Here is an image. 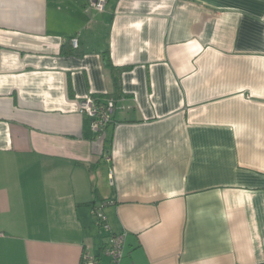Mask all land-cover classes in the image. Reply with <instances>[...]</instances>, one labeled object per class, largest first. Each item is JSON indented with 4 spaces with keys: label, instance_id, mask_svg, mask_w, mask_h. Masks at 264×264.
I'll return each mask as SVG.
<instances>
[{
    "label": "crops",
    "instance_id": "obj_1",
    "mask_svg": "<svg viewBox=\"0 0 264 264\" xmlns=\"http://www.w3.org/2000/svg\"><path fill=\"white\" fill-rule=\"evenodd\" d=\"M91 1L0 0V264H264V0Z\"/></svg>",
    "mask_w": 264,
    "mask_h": 264
},
{
    "label": "built area",
    "instance_id": "obj_2",
    "mask_svg": "<svg viewBox=\"0 0 264 264\" xmlns=\"http://www.w3.org/2000/svg\"><path fill=\"white\" fill-rule=\"evenodd\" d=\"M107 0H92L90 7L97 12H102L106 5ZM70 44L73 49L77 48V40H70ZM80 112L85 114L90 120L91 129L100 133L110 123V116L113 112L114 104L109 101L107 104H100L95 102L91 98H86L80 103ZM112 202H103L100 204L104 207ZM100 207V208H101ZM100 208H95L92 211V215L96 219V225L100 228L108 231L109 228L105 222V218L101 214ZM123 235H111L108 238L107 243L103 247V255L108 259V264H118L122 257L123 249ZM80 264H98L95 257L91 256L88 252H83Z\"/></svg>",
    "mask_w": 264,
    "mask_h": 264
}]
</instances>
